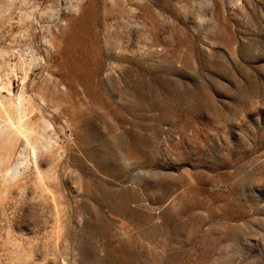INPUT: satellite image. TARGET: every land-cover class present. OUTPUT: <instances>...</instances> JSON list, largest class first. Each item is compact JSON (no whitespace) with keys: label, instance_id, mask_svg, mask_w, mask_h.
<instances>
[{"label":"rangeland","instance_id":"374dc122","mask_svg":"<svg viewBox=\"0 0 264 264\" xmlns=\"http://www.w3.org/2000/svg\"><path fill=\"white\" fill-rule=\"evenodd\" d=\"M0 264H264V0H0Z\"/></svg>","mask_w":264,"mask_h":264},{"label":"bare ground","instance_id":"6f19581e","mask_svg":"<svg viewBox=\"0 0 264 264\" xmlns=\"http://www.w3.org/2000/svg\"><path fill=\"white\" fill-rule=\"evenodd\" d=\"M24 146H25V144H24ZM26 147H27V146H26ZM25 149H26V148H25ZM21 151H23V150H21ZM24 151H25V150H24ZM25 154H26V153H25ZM20 156H22V155H20ZM23 156H24V153H23ZM23 156H22V157H23ZM19 162H20V160H19ZM19 162H18V163H19ZM18 163H17V164H18ZM17 164H16V165H17ZM12 170L14 171L13 174L16 175L17 173L15 174V170L13 169V167H12ZM16 172H17V168H16ZM10 173H11V172H10ZM10 173H9V174H10ZM12 176H13V175H12Z\"/></svg>","mask_w":264,"mask_h":264}]
</instances>
